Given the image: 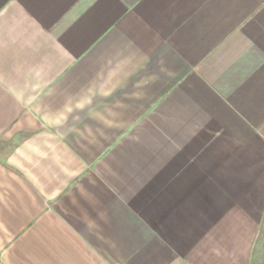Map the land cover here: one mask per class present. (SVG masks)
I'll list each match as a JSON object with an SVG mask.
<instances>
[{"label": "crops", "instance_id": "crops-1", "mask_svg": "<svg viewBox=\"0 0 264 264\" xmlns=\"http://www.w3.org/2000/svg\"><path fill=\"white\" fill-rule=\"evenodd\" d=\"M264 0H0V264H255Z\"/></svg>", "mask_w": 264, "mask_h": 264}, {"label": "rangeland", "instance_id": "rangeland-1", "mask_svg": "<svg viewBox=\"0 0 264 264\" xmlns=\"http://www.w3.org/2000/svg\"><path fill=\"white\" fill-rule=\"evenodd\" d=\"M264 240V237H262ZM262 251H257L255 257V264H264V244H263V249Z\"/></svg>", "mask_w": 264, "mask_h": 264}]
</instances>
